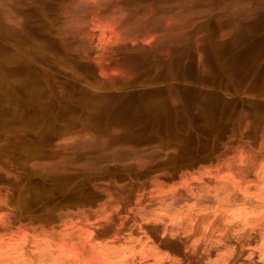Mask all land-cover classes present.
<instances>
[{
    "label": "rangeland",
    "instance_id": "rangeland-1",
    "mask_svg": "<svg viewBox=\"0 0 264 264\" xmlns=\"http://www.w3.org/2000/svg\"><path fill=\"white\" fill-rule=\"evenodd\" d=\"M262 67L264 0H0V264H264Z\"/></svg>",
    "mask_w": 264,
    "mask_h": 264
},
{
    "label": "bare ground",
    "instance_id": "bare-ground-1",
    "mask_svg": "<svg viewBox=\"0 0 264 264\" xmlns=\"http://www.w3.org/2000/svg\"><path fill=\"white\" fill-rule=\"evenodd\" d=\"M140 2V1H139ZM26 12V11H25ZM34 13V12H33ZM30 14V13H29ZM32 14V13H31ZM36 16V15H35ZM18 17V16H17ZM187 17V16H186ZM16 18V17H15ZM23 20V19H22ZM24 21V20H23ZM23 24V23H22ZM206 27V26H205ZM201 28V27H200ZM195 30V29H194ZM37 31V30H36ZM40 31V30H39ZM259 31V30H258ZM45 33V32H44ZM151 34V33H150ZM208 34V33H207ZM235 34V33H234ZM132 36V35H131ZM240 37V36H239ZM134 38V37H133ZM136 38V37H135ZM193 38V37H192ZM198 38V37H197ZM146 39V38H145ZM14 41H16V40H14ZM192 41V40H191ZM214 41V40H213ZM251 41V40H250ZM17 42H19V41H17ZM20 42H21V40H20ZM7 43V42H6ZM9 43V42H8ZM16 43V42H15ZM11 44V43H10ZM20 44H22V43H20ZM188 44V43H187ZM3 45V44H2ZM7 45V44H6ZM12 45V44H11ZM211 46V45H210ZM19 47V46H18ZM195 47V46H194ZM13 48V47H12ZM189 48V47H188ZM187 49V48H186ZM212 49V48H211ZM14 50V49H13ZM259 50V49H258ZM4 51V50H3ZM244 51V50H243ZM9 52H11V51H9ZM15 52V51H14ZM13 52V53H14ZM198 52V51H197ZM17 53V52H16ZM8 54V53H7ZM14 55V54H13ZM127 55V54H126ZM17 57V56H16ZM216 57V56H215ZM150 59V58H149ZM155 59V58H154ZM163 59V58H162ZM189 60V59H188ZM175 61V60H174ZM138 62V61H137ZM204 62V61H203ZM149 63V62H148ZM246 63V62H245ZM117 64V63H116ZM174 64V63H173ZM178 64V63H177ZM154 65V64H153ZM141 66H143V65H141ZM171 68V67H170ZM169 68V69H170ZM174 68H175V66H174ZM262 68H264V67H262ZM165 69V68H164ZM168 69V68H167ZM167 69H165V71L167 70ZM190 69V68H189ZM173 70V69H172ZM162 71H163V69H162ZM162 71H160V72H162ZM186 71H188V69L186 70ZM223 71V70H222ZM170 72H171V70H170ZM170 72H169V70L168 71H166V74L168 73V75L170 74ZM22 73V72H21ZM18 74V73H17ZM157 74V73H156ZM155 74V75H156ZM162 74V73H161ZM225 74V73H224ZM155 77V76H154ZM163 77V76H162ZM161 77V78H162ZM165 78H166V75L164 76ZM222 77V76H221ZM7 78V77H6ZM160 78V77H159ZM152 79H154V78H152ZM156 79V78H155ZM207 79V78H206ZM249 80H251V79H249ZM11 81V80H10ZM177 81V80H176ZM180 81V80H179ZM239 82H241V81H239ZM179 83V82H178ZM25 84V83H24ZM240 83H238V85H239ZM244 84V83H243ZM262 84V89H264V82H262L261 83ZM7 85V84H6ZM28 85V84H27ZM241 85V84H240ZM257 85V84H256ZM251 86V85H250ZM7 87V86H6ZM159 87V86H158ZM248 87V86H247ZM255 88V87H254ZM253 88V89H254ZM260 88V87H259ZM11 89V88H10ZM13 89V88H12ZM171 89V88H170ZM9 90V89H8ZM255 90V89H254ZM170 91H172V90H170ZM3 92H5V91H3ZM43 92V91H42ZM177 92V91H176ZM162 93V92H161ZM26 94H28V93H26ZM212 94V93H211ZM3 95V94H2ZM156 95V94H155ZM169 95H170V93H169ZM262 95V94H261ZM6 96V95H5ZM148 96V95H147ZM9 97V96H8ZM150 97V96H149ZM203 97V96H202ZM224 97V96H223ZM33 98V97H32ZM24 99V98H23ZM134 99V98H133ZM186 100V99H185ZM220 102V101H219ZM222 102V101H221ZM220 102V103H221ZM11 103V102H10ZM176 103V102H175ZM228 103V102H227ZM238 103H239V101H238ZM5 104V103H4ZM215 105H217V104H215ZM235 105V104H234ZM255 105V104H254ZM3 105H1V107H2ZM6 106V105H5ZM228 106V105H227ZM226 106V107H227ZM237 106H238V104H237ZM251 106V105H250ZM11 107V106H10ZM14 107V106H13ZM17 107V106H16ZM228 107H230V106H228ZM195 108V107H194ZM216 108V107H215ZM217 108H220L219 106H217ZM223 108H225V106L223 107ZM200 109V108H199ZM198 109V110H199ZM255 110V109H254ZM21 111V110H20ZM25 111V110H24ZM31 111V110H30ZM35 111V110H34ZM49 111V110H48ZM92 111V110H91ZM52 112V111H51ZM50 112V113H51ZM54 112V111H53ZM56 112V111H55ZM163 112V111H162ZM190 112V111H189ZM223 112V111H222ZM258 112V111H257ZM138 113V112H137ZM235 113V112H234ZM251 113H253V112H251ZM18 114V111L17 110H11V109H6V108H4V107H2V108H0V138L1 137H3V136H5L6 138H7V141H8V147L7 148H5V150H11V147H14L15 146V144L13 143L14 141L13 140H15L16 138H19V132H20V130H19V128H16L13 124L15 123V118H16V115ZM136 114V113H135ZM170 114V113H169ZM172 114V113H171ZM180 114V113H179ZM187 114V113H186ZM215 114H217V115H219L218 114V112L216 113H214V115ZM221 114H223V113H221ZM250 114V113H249ZM27 115V114H26ZM176 115V114H175ZM187 115H190V114H187ZM187 115H185V116H187ZM237 115V114H236ZM245 115V114H244ZM127 117V119L129 120V118L130 119H134L133 117V115H126ZM184 116V115H183ZM233 116V115H232ZM19 117V116H18ZM24 117H26V116H24ZM187 117H191V115L190 116H187ZM215 117V116H214ZM249 117V116H248ZM120 118V117H119ZM161 116H152L151 115V113H149V111L148 112H146V113H144V114H140V115H137V116H135V119L137 120V119H140V120H155V121H161L162 120V122H164L166 119H164V118H162ZM182 118V117H181ZM184 119H185V117H183ZM192 118V117H191ZM220 118V117H219ZM247 118V117H246ZM102 119V118H101ZM104 119V118H103ZM125 119V118H124ZM126 119V120H127ZM168 119V118H167ZM189 119V118H188ZM223 119V118H222ZM237 119V118H236ZM25 120H27V119H25ZM55 120V119H54ZM119 120V119H118ZM164 120V121H163ZM174 120V119H173ZM214 120H216V119H214ZM105 122H106V119L104 120ZM130 121H132V120H130ZM130 121H128V123L130 122ZM177 121H179V119L177 120L176 119V123H177ZM17 122V121H16ZM105 122H103V126L102 127H100L99 128V126H98V128H94V127H92L93 129L91 130L90 128H89V130H91L92 132H91V134L94 136V137H96V138H102V139H104L106 142H108L107 144L108 145H112L113 143H120V142H133V143H136V140H138V138H139V136H141V139H142V134H144L145 133V130L148 128V125L147 126H144L143 128H141V131L140 130H137V128L136 129H134V126H130V124H132V122L131 123H129V124H126V126H125V124L124 123H120V124H118L116 127H110V124H108V123H112V121H110V122H108V119H107V122L108 123H105ZM119 121H117V123H118ZM134 122V121H133ZM161 122V123H162ZM221 122H222V120H221ZM165 123V122H164ZM171 123H172V121H171ZM169 121H168V124H171ZM173 123H175V122H173ZM179 123V122H178ZM19 124V123H18ZM113 124H114V122H113ZM136 124V123H135ZM134 124V125H135ZM141 124V123H140ZM142 124H144V123H142ZM149 124V123H148ZM112 125V124H111ZM152 125V124H151ZM150 125V126H151ZM154 125V124H153ZM167 125V124H166ZM165 125V126H166ZM172 125V124H171ZM170 125V126H171ZM176 125V124H175ZM180 125H181V123H180ZM86 126V125H85ZM205 126V125H204ZM246 126V125H245ZM25 127V126H24ZM23 127V128H24ZM82 127V126H81ZM163 128H164V126H162ZM181 127H182V125H181ZM185 127V126H184ZM84 128V127H83ZM167 128L169 129L170 127H168L167 126ZM172 128H173V126H172ZM175 128H177L176 126H175ZM203 128V127H202ZM201 128V129H202ZM205 128V127H204ZM27 129V128H26ZM149 129V128H148ZM157 129V128H156ZM193 129H195V128H193ZM196 129H198V128H196ZM199 129H200V127H199ZM198 129V130H199ZM207 129V128H206ZM206 129H205V131H206ZM209 129V128H208ZM177 130V129H176ZM187 130H188V128H187ZM186 130V131H187ZM198 130H196L197 132H198ZM204 130V129H203ZM22 131H24V130H22ZM27 131V130H26ZM25 131V132H26ZM29 131V130H28ZM27 131V132H28ZM150 131H151V134L153 133L152 131L153 130H151L150 129ZM157 131V130H156ZM158 131H160V130H158ZM213 131V130H212ZM27 132L25 133V134H27ZM43 132V131H42ZM87 132V131H86ZM181 131L179 130V133H180ZM183 132V131H182ZM209 132V131H208ZM207 132V133H208ZM59 133V132H58ZM155 133V135H156V133L157 132H154ZM172 132H168L167 133V135H169L170 134V136L172 135L171 134ZM186 132H184L183 133V135L185 134ZM200 133H202L201 131H200ZM213 133V132H212ZM29 134V133H28ZM34 134V133H33ZM40 134V133H39ZM147 135L149 134V132L148 133H146ZM158 134V133H157ZM205 134V133H204ZM209 134V133H208ZM154 135V134H153ZM152 135V137H154ZM160 137L159 138H161V135L162 134H158ZM180 135V134H179ZM29 136V135H28ZM146 136V135H145ZM150 136V135H149ZM163 136V135H162ZM165 136V135H164ZM173 136V135H172ZM177 136H178V132H177ZM186 136L188 137L189 136V134L187 135L186 134ZM206 136V135H205ZM147 138H148V136H146ZM151 137V136H150ZM158 137V136H157ZM184 137H185V135H184ZM186 137V138H187ZM190 137V136H189ZM189 137H188V139H189ZM173 138H175V137H173ZM173 138H171V139H173ZM205 138V137H204ZM29 137H28V141H29ZM140 139V138H139ZM149 139V138H148ZM161 139H163V138H161ZM164 139H166L165 137H164ZM168 139H169V137H168ZM167 139V140H168ZM177 139V138H176ZM16 141L17 142H19L18 141V139H16ZM27 141V140H26ZM173 142V141H172ZM20 143V145H21V143L22 142H19ZM165 143V142H164ZM23 144V143H22ZM166 144V143H165ZM168 144V143H167ZM19 145V144H18ZM120 145V144H119ZM114 146V145H113ZM161 146V145H160ZM201 147V146H200ZM164 148V147H163ZM63 153V152H62ZM37 163V162H36ZM28 164V163H27ZM32 164H35V163H32ZM19 165V164H18ZM38 165V164H37ZM36 165V166H37ZM21 166V165H20ZM28 166V167H27ZM26 167H27V170H28V172L29 173H31L33 170L29 167V164L27 165ZM31 166H33V165H31ZM35 166V167H36ZM34 168V167H33ZM49 169V168H48ZM77 169V168H76ZM67 171V170H66ZM24 172H27V171H25L24 170ZM85 173V172H84ZM26 174V173H25ZM32 175H31V177H30V179L32 178V176L34 175L35 177V179H31V181L30 182H32V184H36V185H40V184H45L46 183V181L44 180V179H42L43 181H45L44 183H41L42 182V180H41V182L39 181V180H37V179H39L38 178V175L37 174H34V173H31ZM102 175H103V173H101ZM71 175V174H70ZM75 175V174H74ZM73 175V176H74ZM96 175V174H95ZM68 176V175H67ZM72 176V177H73ZM80 176V175H79ZM79 176H74L73 178L74 179H77L78 180V178H80ZM106 176V175H105ZM26 177H27V175H26ZM96 177V176H95ZM102 177V176H101ZM107 177V176H106ZM28 178V177H27ZM27 178H25V179H27ZM64 178V177H63ZM83 178V177H82ZM29 179V178H28ZM27 179V180H28ZM85 179V178H84ZM97 179V178H96ZM103 179V178H102ZM70 181V180H69ZM48 182V181H47ZM50 182H51V180H50ZM25 183V182H24ZM55 183V182H54ZM54 183H51V184H54ZM66 183V182H65ZM80 183H82L83 184V182L81 181ZM48 184V183H47ZM26 185V184H25ZM55 185V184H54ZM26 186H28V185H26ZM26 186H25V189H26ZM31 187H32V185H30ZM44 186H46V185H44ZM59 186V185H58ZM29 187V186H28ZM27 187V188H28ZM39 187V186H38ZM41 187V186H40ZM36 188H37V186H36ZM35 188V189H36ZM50 188V187H49ZM25 189L24 190H22V191H25ZM33 189H34V186H33ZM82 189V188H81ZM29 190V189H28ZM44 190V189H43ZM78 190V189H77ZM37 191V190H36ZM57 192L58 190L57 189H53L52 190V192ZM86 191V190H85ZM29 192V191H28ZM31 192H33V194H35L34 192L35 191H31ZM39 192H40V190H39ZM38 192V193H39ZM41 192H43L42 190H41ZM46 193V192H45ZM29 194V193H28ZM50 194V193H49ZM52 194V193H51ZM91 194V193H90ZM31 195V194H30ZM29 196V195H28ZM38 196V195H37ZM46 196V195H45ZM34 196H32V198H33ZM31 198V197H30ZM36 199V198H35ZM37 200V199H36ZM35 202V201H34ZM26 203V202H25ZM32 205V204H31ZM34 206V205H33Z\"/></svg>",
    "mask_w": 264,
    "mask_h": 264
}]
</instances>
